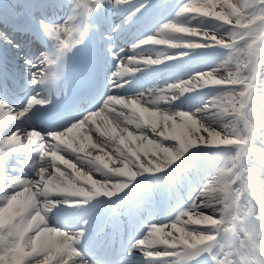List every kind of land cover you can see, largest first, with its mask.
I'll return each mask as SVG.
<instances>
[{"label": "snow or ice", "instance_id": "6c2138e0", "mask_svg": "<svg viewBox=\"0 0 264 264\" xmlns=\"http://www.w3.org/2000/svg\"><path fill=\"white\" fill-rule=\"evenodd\" d=\"M0 264H264V0H0Z\"/></svg>", "mask_w": 264, "mask_h": 264}]
</instances>
